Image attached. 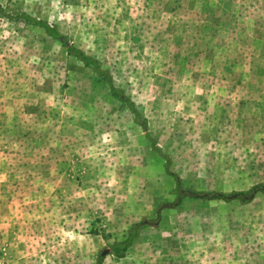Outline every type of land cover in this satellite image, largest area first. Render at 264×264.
Masks as SVG:
<instances>
[{
  "label": "rangeland",
  "instance_id": "374dc122",
  "mask_svg": "<svg viewBox=\"0 0 264 264\" xmlns=\"http://www.w3.org/2000/svg\"><path fill=\"white\" fill-rule=\"evenodd\" d=\"M0 6V264H264V0Z\"/></svg>",
  "mask_w": 264,
  "mask_h": 264
},
{
  "label": "trees",
  "instance_id": "16d2710c",
  "mask_svg": "<svg viewBox=\"0 0 264 264\" xmlns=\"http://www.w3.org/2000/svg\"><path fill=\"white\" fill-rule=\"evenodd\" d=\"M2 7L0 6V12L2 13ZM8 17L15 19V20H20L23 21L25 23H32L35 25H40L42 26L47 33H49L50 35H52L55 38H62L60 33L57 32V30L47 21L36 18L32 15H29L25 12L22 13H18L16 15H9L7 14ZM72 52L78 56L80 59H82L83 61H85L86 63L92 64L94 66V68L96 69V71L101 74L102 76H104L105 80L107 81V83L110 86L111 92L113 94L116 95H122L123 91L121 89H118L114 86L113 81H112V77L110 75V73L108 71H106L105 69H103L98 60L95 59L94 57L91 56H87L85 55L82 51H80L79 49H73L72 48ZM126 99V98H125ZM130 109L134 112L137 120L142 123V125L144 127H146V124L144 123V121H142L141 117H140V112L138 111V109L135 107V105L133 104L132 101L127 100ZM148 136L150 137V134L148 133ZM151 139V137H150ZM152 145L155 146V148L157 149L154 140H152ZM158 150V149H157ZM163 156L166 158V170L167 172L172 175L175 179V187L173 189V192L175 194H177L176 197V201L173 203H163L162 205H160L157 209V214L158 216L161 215L162 210L164 209V207H168V206H172L174 204H177L181 198L187 196V197H191V198H199V199H204V200H225V201H230L231 199L234 198H241L242 194H248L249 193V197L242 199V200H251L255 197L256 193L262 189V185H256L254 186L249 192L247 193H242V192H232V193H224L221 191H198V190H190V189H184L181 186L180 183V178L177 174L173 173L172 171H170L169 169V162H170V158L169 156L163 154ZM146 223L144 221H140V222H136L134 224L131 225V227L129 228L127 235L125 236L124 239L116 241L113 244V250L116 251V254L118 256H123L125 251L130 247V245H132V243L134 242V240L138 237L139 235V231L140 229L145 225ZM95 264H102V258L99 257V259L97 260V262Z\"/></svg>",
  "mask_w": 264,
  "mask_h": 264
},
{
  "label": "crops",
  "instance_id": "0c3cea01",
  "mask_svg": "<svg viewBox=\"0 0 264 264\" xmlns=\"http://www.w3.org/2000/svg\"><path fill=\"white\" fill-rule=\"evenodd\" d=\"M11 126H12V124H10ZM4 124L2 125L1 123H0V131H3V129H4ZM8 127V125H6V128ZM3 141H0V144L2 143Z\"/></svg>",
  "mask_w": 264,
  "mask_h": 264
},
{
  "label": "water",
  "instance_id": "95a60500",
  "mask_svg": "<svg viewBox=\"0 0 264 264\" xmlns=\"http://www.w3.org/2000/svg\"><path fill=\"white\" fill-rule=\"evenodd\" d=\"M68 45L70 44L68 41L66 42ZM105 252H107V251H104L103 253H105Z\"/></svg>",
  "mask_w": 264,
  "mask_h": 264
}]
</instances>
